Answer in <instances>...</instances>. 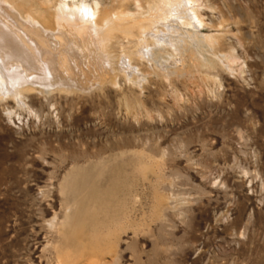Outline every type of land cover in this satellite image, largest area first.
Returning a JSON list of instances; mask_svg holds the SVG:
<instances>
[{"label":"rangeland","instance_id":"rangeland-1","mask_svg":"<svg viewBox=\"0 0 264 264\" xmlns=\"http://www.w3.org/2000/svg\"><path fill=\"white\" fill-rule=\"evenodd\" d=\"M56 2L60 13V2L114 11L120 0ZM200 3L198 33L218 34L235 70L195 66L171 83L150 73L141 91L119 75L117 85L34 92L38 117L7 118L14 105L0 100V264H58L66 249L88 257L95 238L110 249L106 264H264V0ZM54 214L66 220L59 234Z\"/></svg>","mask_w":264,"mask_h":264},{"label":"bare ground","instance_id":"bare-ground-1","mask_svg":"<svg viewBox=\"0 0 264 264\" xmlns=\"http://www.w3.org/2000/svg\"><path fill=\"white\" fill-rule=\"evenodd\" d=\"M131 1L120 0L114 11L105 10L112 8L99 2H60L55 9L61 12L57 13L50 6L56 0H42L38 9L22 8L16 0H0V100L14 105L5 109L7 118L21 112L38 117L28 102L34 92L46 97L52 92L86 91L106 82L117 85L119 75L141 91L150 73L171 83L174 74L190 72L195 66L213 68L220 63L235 70L232 65L238 58L233 49L219 53L222 39L218 34L198 33L204 24L200 0H143L145 5L142 0L132 1L137 3L135 9L145 12L129 11ZM188 26L193 31H184ZM119 39L122 42L115 47L121 54L116 58L112 51ZM198 45L207 47L210 56L194 48ZM159 58L170 59V66L159 63ZM138 62L148 64L150 72H140ZM135 103L144 108L138 96ZM68 213L67 207L65 219ZM65 219L58 222L54 214L48 219L49 229L59 234L66 226ZM115 229L106 231V237L115 234ZM99 242L94 239L93 254L88 257L83 255L84 249L76 253L66 249L61 253L57 250L56 260L58 264H106L103 255L110 249L100 248Z\"/></svg>","mask_w":264,"mask_h":264}]
</instances>
